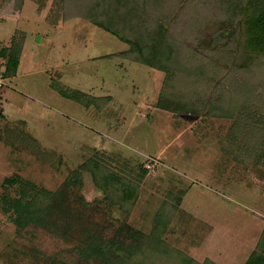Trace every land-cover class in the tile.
<instances>
[{
    "label": "rangeland",
    "instance_id": "obj_1",
    "mask_svg": "<svg viewBox=\"0 0 264 264\" xmlns=\"http://www.w3.org/2000/svg\"><path fill=\"white\" fill-rule=\"evenodd\" d=\"M129 1L139 18L126 2L0 0V52L21 48L11 77L0 53V197L20 184L31 198L56 194L24 226L0 204V264H114L93 235L124 242L128 264H245L261 251L264 53L245 46L248 1ZM109 14L127 36L165 24L170 71L118 55L130 45L92 19ZM168 78L177 98L205 95L214 108H159ZM8 177L18 183L5 190ZM125 184L136 192L121 206ZM127 225L148 236L140 248H125Z\"/></svg>",
    "mask_w": 264,
    "mask_h": 264
},
{
    "label": "trees",
    "instance_id": "obj_2",
    "mask_svg": "<svg viewBox=\"0 0 264 264\" xmlns=\"http://www.w3.org/2000/svg\"><path fill=\"white\" fill-rule=\"evenodd\" d=\"M248 6H244L242 12L244 14V18L241 22L242 25V32H244L245 36V46L248 50H250L253 54H261L264 53V0H247ZM126 3L130 4V8L123 7ZM117 4V6H116ZM119 4H122L123 9H127L124 11V14L128 16V18H132L134 14L137 15L139 18V13L137 8L132 5L131 1L129 0H110L108 5L111 8L118 9ZM145 11V10H144ZM93 22L104 28L107 31H110L116 34L120 39L130 45L129 50H126L118 55L122 57H126L130 53H136V56L133 57L137 62H141L143 64H147L151 67H154L159 70H163L166 72L170 71L169 62L175 53L173 44L170 39V33L166 28L165 24L159 25L157 31L152 33L150 37H144L143 33L140 32L138 35L134 36H127L122 32L120 28L116 27V17L115 15L109 14L107 21L97 20V18H92ZM91 19V20H92ZM119 23V19H117ZM217 26V30L229 26L228 22H223ZM115 23V24H114ZM244 30V31H243ZM142 33V34H141ZM234 34V31L231 32V35ZM226 35V34H224ZM147 36V34H146ZM228 36V35H226ZM229 37V36H228ZM230 38H228L229 40ZM5 57V69H4V76L11 77L16 74L19 63H20V53L21 48L20 44L17 45L16 42L12 44V46L8 48H4L0 52ZM130 57V56H127ZM132 57V56H131ZM169 78L166 80L162 91L159 94V98L156 101V105L159 108L165 109L171 112H179L185 113L190 115H197L202 113L203 109L209 105L210 108L212 106V97H205L195 99L190 98L187 101H184L180 98H177L174 94V89L171 87L169 89ZM1 100V95H0ZM203 108V109H202ZM214 108V107H213ZM207 110V109H206ZM210 110V109H209ZM208 110V112H209ZM2 112L0 111V115L2 116ZM257 117L260 121L263 122L264 120V113L256 112ZM253 114L250 111V119L252 118ZM264 135V133H263ZM257 147L254 148V152L252 153V157L257 159ZM261 155L259 156V158ZM95 165H98L94 162ZM104 178V183L108 179ZM111 179V178H110ZM113 180V178H112ZM17 178H6L5 179V190L9 189V187L17 184ZM107 184V183H105ZM108 185V184H107ZM22 187L18 193V195L10 197L9 194L6 192L2 194L0 197V204L3 205V209L7 212L12 211L14 215V220L20 226H24L31 221H39L43 220L40 218L42 210L48 207L49 204L53 201V196L56 195L53 192L47 190H38L33 194L32 198L28 196L27 192L25 191L24 186L20 184ZM120 189L119 193V202L121 206L126 202V200L133 196V193L136 192L135 188L125 184L123 187L120 185L118 187ZM57 197V196H55ZM132 199V198H131ZM49 201H51L49 203ZM50 207V206H49ZM126 233L131 236V239L134 240V243L129 244L128 247L125 248H138L139 246H143L145 244L146 234L142 231L136 230L132 226H125L124 227ZM92 246L95 251L98 252L99 256H103L107 258V260L114 264H128V260L124 258L123 254L126 252L124 249V242L115 240L114 242L110 238L100 239L99 236L93 235ZM155 236V235H154ZM156 237V236H155ZM120 242V243H119ZM151 242V241H150ZM148 241V244L150 243ZM140 248V247H139ZM161 248V246H159ZM261 251H254L250 257L247 259L245 264H264V235L263 240L261 243ZM114 253H111V251ZM125 251V252H124ZM127 253V252H126ZM181 255V254H180ZM184 257L182 264H198L192 258Z\"/></svg>",
    "mask_w": 264,
    "mask_h": 264
}]
</instances>
